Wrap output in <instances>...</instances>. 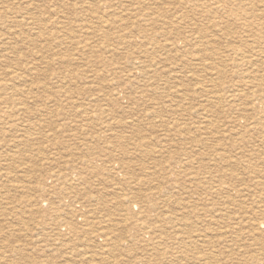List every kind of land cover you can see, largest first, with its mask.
Masks as SVG:
<instances>
[{"label": "rangeland", "instance_id": "1", "mask_svg": "<svg viewBox=\"0 0 264 264\" xmlns=\"http://www.w3.org/2000/svg\"><path fill=\"white\" fill-rule=\"evenodd\" d=\"M70 1L0 0V56L17 57L10 44L27 57L44 48V88L33 76L19 84L29 89L24 108H43L36 121L49 126L40 153L32 143L5 159L10 146L0 147V264H264V228L246 226L249 216L263 219L251 216L253 205L264 209V65L256 60L264 51L254 31L232 18L229 32L210 24L203 37L189 29L191 14L170 7L182 0ZM5 67L0 60V74ZM118 89L117 102L107 98ZM190 157L193 169L212 173L191 177L199 192L186 190ZM30 161L43 171L28 170Z\"/></svg>", "mask_w": 264, "mask_h": 264}, {"label": "bare ground", "instance_id": "2", "mask_svg": "<svg viewBox=\"0 0 264 264\" xmlns=\"http://www.w3.org/2000/svg\"><path fill=\"white\" fill-rule=\"evenodd\" d=\"M67 1H70V0H67ZM71 2V1H70ZM74 2V1H72ZM79 2V1H78ZM62 3V2H61ZM65 3V2H64ZM81 3V2H80ZM106 3H109V2H106ZM142 3V2H141ZM152 3V2H151ZM160 3V1H159ZM59 4V3H58ZM68 4V3H67ZM83 4V3H82ZM177 3H172V5L170 7H174L176 9V11H182L183 14L186 16V18H188L189 14L192 15L193 19H190V22H188V24L190 25L191 28H189L191 31L195 32V33H198L200 35H202L203 37L207 36L211 30L210 28V24L213 26L212 28H216L218 26V28H221V30H227L228 29V32L231 30L229 28H232L234 26H236V22H234L232 20V18H235L236 20H243L244 22V28L250 30V33H252L254 31V34L255 35V39L257 40L255 43L256 44H261L263 45V48H261L263 51H264V0H182V1H179L178 5H176ZM153 5V4H152ZM175 5V6H174ZM53 6V5H52ZM59 6V5H58ZM84 6V5H83ZM123 6V5H122ZM155 6V5H154ZM224 6V7H223ZM230 6V7H229ZM54 7V6H53ZM63 7V6H62ZM152 7V6H150ZM157 7V6H156ZM165 7V6H164ZM169 7V6H168ZM222 7L223 9L225 10H222ZM64 8V7H63ZM84 8V7H83ZM124 8V6H123ZM142 8V7H141ZM155 8V7H154ZM159 8V7H158ZM226 8V9H225ZM93 9V8H92ZM127 9V8H126ZM130 9V8H129ZM127 9V10H129ZM136 9H139V6L136 8ZM135 9V10H136ZM144 9V8H143ZM157 9V8H156ZM155 9V10H156ZM173 9V8H172ZM53 10H55L53 8ZM91 10V8H90ZM133 10V9H132ZM154 10V11H155ZM159 10V9H158ZM163 10L162 8H160L159 11ZM168 10V9H167ZM58 11V10H57ZM92 11V10H91ZM125 11V10H124ZM131 11V10H130ZM140 10L136 11V12H139ZM145 11V9L143 10ZM170 11V10H169ZM89 12V11H87ZM96 12V11H95ZM121 12V11H120ZM147 12V11H146ZM9 13V11H8ZM11 13V12H10ZM53 13V12H52ZM94 13V12H93ZM2 14V13H1ZM6 14V13H5ZM148 14V13H147ZM150 14V13H149ZM152 14V13H151ZM150 14V16H151ZM155 14V13H154ZM158 14V13H157ZM5 16V15H4ZM9 16V15H8ZM98 16V15H97ZM106 16V15H105ZM169 16V15H168ZM165 17V15H164ZM59 18V17H58ZM65 18V17H64ZM86 18V17H85ZM103 18V17H102ZM101 17L99 18V21L102 19ZM159 18V17H158ZM166 18V17H165ZM222 18H224L223 20H221ZM90 19V18H89ZM97 19V17H96ZM104 19V18H103ZM161 19V18H160ZM198 19H201L203 20V22L205 23H197V21H199ZM3 20V19H2ZM62 20V19H61ZM91 20V19H90ZM94 20V19H93ZM67 21V20H66ZM103 21V20H102ZM105 21V20H104ZM103 21V23H104ZM68 22V21H67ZM238 22V21H237ZM87 23V22H86ZM85 23V24H86ZM107 23V22H105ZM104 23V24H105ZM171 23V22H170ZM239 23V22H238ZM89 24V23H88ZM242 24V23H240ZM57 25V24H55ZM30 26V24H29ZM60 26V25H59ZM90 26V25H89ZM100 26V25H99ZM168 26V25H167ZM187 26V25H186ZM27 27V26H26ZM92 27V26H91ZM42 28V27H41ZM86 28V27H85ZM94 28V27H93ZM162 28V27H161ZM239 28V26H238ZM91 29V28H90ZM108 29V28H107ZM164 29V28H163ZM254 29V30H253ZM86 30V29H85ZM93 30V29H92ZM161 30V29H160ZM169 30V29H168ZM224 30V32H225ZM95 31V30H94ZM173 33H175L176 37H180V28L178 26H175L174 29H172ZM158 32V31H157ZM163 32V31H162ZM223 32V33H224ZM12 33V32H11ZM10 33V34H11ZM92 33V32H91ZM70 34V33H69ZM96 34V32H95ZM194 34V33H193ZM19 34H15V35H10V36H16ZM150 35V34H149ZM166 35V34H165ZM245 35V34H244ZM252 35V34H251ZM63 36V35H62ZM151 36V35H150ZM158 36V35H157ZM201 36V37H202ZM145 37V36H144ZM147 37V36H146ZM3 38V37H2ZM23 38V37H21ZM62 38V37H61ZM155 38H156V35H155ZM43 39V38H42ZM64 39V38H63ZM151 39V38H150ZM246 39V38H245ZM262 39V41H260ZM9 40V39H8ZM6 39V41H8ZM131 40V39H130ZM170 40V39H169ZM178 39L175 38L174 40V43H172L170 46L171 47H175L177 44L175 41H177ZM211 40V39H210ZM14 41V40H12ZM11 41V42H12ZM85 41V40H84ZM165 41V40H164ZM163 41V42H164ZM198 41V40H197ZM254 40L250 41V42H253ZM4 42V41H3ZM245 42V41H244ZM16 43V42H15ZM32 44L34 45H37L36 42L34 41H31ZM127 43V42H126ZM238 43V42H237ZM248 43V42H247ZM6 44V43H5ZM9 44V43H7ZM90 44V43H89ZM129 44V43H128ZM240 44V43H239ZM3 45V44H2ZM33 45V46H34ZM240 45H243V44H240ZM4 46V45H3ZM9 46V45H8ZM7 46V47H8ZM144 46V45H143ZM239 46V45H238ZM177 47V46H176ZM208 46H206L207 48ZM241 47V46H240ZM244 48V46H242ZM249 47V46H248ZM11 50H13L14 53H16V56L13 61H12V58H9V57H5L4 55H1L0 56V60L1 62H5V64H7V70H6V67L4 68L5 69V72H1L0 74V147L1 146H5L8 147L10 146L4 153H1L3 155H1V157H4L6 159V157H8L9 159H19V156L20 154L18 152H15L14 150L16 149H26L28 148L32 143L35 144L34 147H36L38 150H39V153H40V140H44L46 138V128H49V126L46 124V122L44 120H37L38 118L40 117H45V114H44V111H43V108H39L40 110L36 111L34 113V115L32 114V112H30L29 109H27L26 107L24 108V94L27 93L26 91L29 89H27L26 91H22V88L20 87V82L22 79H25L26 77L28 76H33V78L36 80L35 83L37 84L38 87H41V89H43V80L45 78V72L43 69L44 68V65L47 64V61H46V58H45V54H44V48L43 46L41 45L39 47V49L36 51L35 54L27 57L25 56V54H22L20 53L21 51H19L16 47V44H10V47H9ZM87 48V47H86ZM148 49V48H147ZM146 51V49H144ZM258 50V49H257ZM6 51V49H5ZM140 51V50H139ZM234 52V50H232ZM241 51V50H240ZM252 51V50H251ZM259 51V50H258ZM257 51V52H258ZM156 52V51H155ZM141 53V52H139ZM154 53V52H153ZM6 54V53H5ZM234 54V53H233ZM243 54L245 55V53H242V56ZM28 55V54H27ZM236 55V53H235ZM262 55V53L260 54ZM143 56V55H141ZM150 56V55H149ZM212 56V55H211ZM216 56V55H214ZM218 56V55H217ZM216 56V57H217ZM246 56V55H245ZM147 57V56H146ZM210 57V56H209ZM237 57V56H236ZM244 57V56H243ZM256 56H254L255 58ZM259 57V56H258ZM31 58L32 60L30 61L29 60V63L30 64H33V65H29V63L27 62V59ZM160 58V57H159ZM232 58V57H231ZM238 58H241L242 57H238ZM236 58V59H238ZM247 58V57H246ZM254 58L252 59L253 62H254ZM139 59V58H138ZM245 59V58H244ZM248 59V58H247ZM246 59V60H247ZM251 59V58H250ZM258 59L259 62H261L263 65H264V56H260L259 58H256V60ZM63 60V59H62ZM66 60V59H64ZM136 60V59H135ZM134 60V61H135ZM234 60V59H233ZM59 61V60H58ZM152 61V60H151ZM257 61V62H258ZM27 62V63H25ZM33 62V63H32ZM128 62V61H127ZM126 62V64H127ZM133 62V61H132ZM191 62V60H190ZM193 62V61H192ZM228 62V61H227ZM242 62V61H241ZM256 62V63H257ZM57 63V62H56ZM141 65L143 64L142 61L139 62ZM155 63V62H154ZM170 63V61H169ZM236 63V62H235ZM255 63V64H256ZM61 64V63H60ZM156 64V63H155ZM190 64V63H189ZM241 64V63H240ZM254 64V63H253ZM144 65L143 64L141 66V68H144ZM158 65V64H157ZM160 65V64H159ZM196 65V64H195ZM139 66V65H138ZM262 66V65H261ZM137 67V66H136ZM156 67V66H155ZM263 67V66H262ZM133 68V66H132ZM179 67H177L178 69ZM1 69V68H0ZM135 69V68H134ZM140 69V67H139ZM155 69V68H154ZM161 69V67H160ZM159 69V70H160ZM114 70V69H113ZM137 70V69H136ZM156 70V69H155ZM264 70V69H263ZM8 71V72H7ZM118 71V70H117ZM116 71V72H117ZM120 71V70H119ZM135 71V70H134ZM144 71V70H143ZM157 71V70H156ZM168 71V70H167ZM178 70H176L177 72ZM112 72L114 71H111V74ZM172 72V71H171ZM120 74V72H118ZM159 72H157L156 74H158ZM178 73V72H177ZM176 73V74H177ZM109 74V73H108ZM163 74V73H162ZM237 76V75H236ZM246 76V75H245ZM249 76V75H247ZM25 77V78H24ZM173 77V76H172ZM171 77V78H172ZM245 78V77H243ZM249 78V77H247ZM254 78V77H253ZM96 79V78H95ZM250 79V78H249ZM252 79V78H251ZM33 80V79H32ZM66 80V79H64ZM64 80H63V83H64ZM88 80V79H87ZM100 80V79H99ZM246 80V79H245ZM244 80V81H245ZM255 80V78H254ZM17 81V82H16ZM62 81V79H61ZM56 83V82H55ZM241 84V83H240ZM237 85V84H235ZM239 85V84H238ZM243 85V84H241ZM251 86V85H250ZM112 87V86H110ZM216 87V85H215ZM233 87V86H232ZM243 87V86H242ZM260 87V86H259ZM233 88H236V87H233ZM232 88V89H233ZM241 88V87H240ZM203 89V87H202ZM239 89V88H238ZM33 90V89H32ZM230 90V89H229ZM237 90V89H236ZM115 92H110V93H107L106 96L107 98L111 99V101L114 100V102H117L119 100V96H121L120 94V91L121 90H114ZM43 92V91H42ZM122 92V91H121ZM176 92V91H175ZM236 92V91H235ZM262 92V91H261ZM46 93V92H45ZM125 93V92H124ZM174 93V91H173ZM251 93V92H250ZM253 93V92H252ZM100 94V92H99ZM178 94V93H177ZM180 94V93H179ZM264 94V93H262ZM261 94V95H262ZM104 95V94H103ZM127 95V94H126ZM249 95V94H247ZM252 95V94H251ZM101 96V95H99ZM264 96V95H262ZM123 97V96H122ZM47 98V97H46ZM220 98V97H219ZM247 98V97H245ZM264 98V97H263ZM255 99V98H254ZM251 100H252V97H251ZM256 100V99H255ZM232 103V102H231ZM36 104V103H35ZM48 104V103H47ZM154 104V103H153ZM23 105V109L20 108L21 106ZM46 107V105H45ZM103 107V106H101ZM260 110H262V108L259 106L257 107ZM90 109V108H89ZM241 109V107H240ZM107 110V109H106ZM203 110V109H201ZM49 111V109H48ZM204 111V110H203ZM202 111V112H203ZM50 112V111H49ZM84 112V111H83ZM108 112V111H107ZM112 112V111H111ZM120 112V111H119ZM238 112V111H237ZM240 112V110H239ZM51 113V112H50ZM93 113V112H92ZM114 113V112H113ZM52 114V113H51ZM83 114V113H82ZM89 114V113H88ZM91 114V113H90ZM205 114V113H204ZM26 117V118H23V117ZM91 116V115H89ZM182 116V115H180ZM185 116V115H184ZM28 118V119H27ZM145 118V117H144ZM184 118V117H182ZM181 118V119H182ZM203 118V117H202ZM208 119V118H207ZM206 119V120H207ZM35 120V121H33ZM242 122V121H241ZM260 124V123H259ZM61 126H65L64 124H61ZM247 127V126H246ZM122 129V128H120ZM246 129V128H245ZM48 133V132H47ZM168 134V133H166ZM172 134V133H171ZM240 133H238L239 135ZM7 136H10L12 139L11 140H6ZM237 136V135H236ZM32 137H35V139H32ZM171 137V136H169ZM97 138V137H96ZM163 138V137H162ZM47 140V139H46ZM138 140H140V136L138 137ZM136 140V141H138ZM165 140V139H164ZM33 141H36L33 142ZM174 140H171V143H173ZM12 142V145L9 144ZM127 143V141H124V145ZM140 143H148V142H140ZM123 145V146H124ZM169 145V144H168ZM172 144H170L171 146ZM43 146V145H42ZM110 146V145H109ZM113 146V145H112ZM138 146H145V144H139ZM33 147V146H32ZM30 146V148H32ZM167 145L165 144L164 147H162V149L166 148ZM13 148V149H12ZM104 148V147H103ZM169 148V146H168ZM193 148V147H192ZM192 148H188L186 147L185 150L188 152L189 150H191ZM29 149V148H28ZM58 149V148H57ZM157 149H161V148H157ZM21 150L19 152H21ZM31 150V149H30ZM107 150V149H106ZM165 150V149H164ZM253 150V149H252ZM37 151V150H36ZM35 151V152H36ZM43 151V150H42ZM209 151V149H208ZM12 152L14 154H12ZM34 152V151H33ZM49 152V151H48ZM58 152V150H57ZM18 153V154H17ZM56 153V151H55ZM142 154V153H141ZM44 155V154H43ZM204 154H198V155H191V157H194L196 162H198V164H206L207 163H204V157H203ZM258 155V154H257ZM39 156V155H38ZM188 158L186 160H189L187 164H184L182 163L184 166H185V171H186V174L187 176H189L190 178L191 177H194L195 179L199 176H203L205 174H210L212 175V173H208V172H205V173H202L200 172V170H195L193 169L190 164L192 163L190 160L191 159ZM259 157V156H258ZM261 158V157H260ZM259 158V159H260ZM108 160V159H106ZM26 165L29 164V159L26 160ZM35 161V160H34ZM103 161V159H102ZM116 161V160H115ZM238 161V160H237ZM10 162V161H9ZM22 162V161H21ZM43 162V161H42ZM109 162V161H108ZM181 161H176V163H179ZM195 162V163H196ZM263 162V160H262ZM14 163V162H13ZM44 163V162H43ZM106 163V162H105ZM217 163H220V162H217L216 160V163H214L215 165ZM239 163V162H238ZM25 164V163H24ZM32 164V161H30V165L28 166V170H31V172L35 171H40L41 169L39 167L35 168V170L33 169H30V166ZM264 164V163H263ZM15 165V164H13ZM41 165V164H40ZM103 165V164H102ZM232 165V164H231ZM240 164H238L239 166ZM11 166V165H10ZM24 166V165H23ZM208 166V165H207ZM237 166V165H235ZM24 168V167H22ZM111 170L116 172L117 175H123L122 174V170L121 168H119V165H114V166H110ZM109 168V169H110ZM174 169V168H173ZM218 169V168H217ZM4 170V169H3ZM14 170V169H13ZM23 170V169H22ZM180 170V169H179ZM43 171V168L42 170ZM80 171V170H79ZM2 172V171H1ZM30 171L29 172H26L28 174L31 173ZM74 172V171H73ZM129 172V171H128ZM132 172V171H131ZM130 172V173H131ZM3 173V172H2ZM69 173V172H68ZM136 173V171H135ZM178 173V172H177ZM185 173V172H184ZM9 175V174H8ZM54 175V174H53ZM62 175V174H61ZM78 175V174H76ZM249 175V174H247ZM27 176V175H25ZM59 176V175H58ZM63 176V175H62ZM131 176V174L129 175V177ZM7 177V176H6ZM228 177V176H227ZM236 177V175H235ZM248 177V176H246ZM29 178V177H27ZM38 178V177H36ZM58 178V177H57ZM140 178V177H139ZM217 178V177H216ZM233 178V177H232ZM237 178V177H236ZM61 179H63L61 177ZM68 179V178H67ZM235 179V178H234ZM243 179V177H242ZM29 180V179H28ZM60 180V179H59ZM64 180V179H63ZM77 180V179H76ZM233 180V179H232ZM236 180V179H235ZM27 181V179H26ZM73 181V180H72ZM71 181V182H72ZM75 181V180H74ZM73 181V182H74ZM126 181V180H125ZM194 181V180H193ZM81 182V181H80ZM191 184H190V187L191 189H186L188 190L189 192L191 191H197L199 192V189H201L200 185L201 183L199 184H196L195 182H192V178H191ZM31 183V182H30ZM60 183V182H59ZM83 183V182H82ZM81 183V184H82ZM264 183V182H263ZM44 184V183H43ZM39 185V184H38ZM51 185V184H49ZM161 185V184H160ZM176 185V184H175ZM17 186V185H15ZM1 187V186H0ZM44 187V186H43ZM160 187V186H159ZM158 187V189H159ZM5 188V187H4ZM7 189V188H6ZM23 189L27 190V191H37L38 189V186L37 185H34V186H29V187H24ZM50 189V188H49ZM123 189V188H121ZM161 189V187H160ZM8 190V189H7ZM43 188H42V184H41V188L39 191H42ZM120 190V189H119ZM208 192H210L209 190H212V188L210 187L209 189H207ZM224 190L222 184L220 183V186L219 184L217 185V194H220L222 191ZM236 190V189H235ZM237 191V190H236ZM4 192V191H3ZM62 192V191H61ZM127 192V191H126ZM254 192V191H252ZM118 193V192H117ZM171 193V192H170ZM196 193V192H195ZM186 194V193H184ZM238 194H240V191H238ZM167 195V194H166ZM222 195V194H221ZM226 195V194H225ZM41 196V195H40ZM134 196V195H133ZM207 197V196H206ZM68 198V197H67ZM97 198V197H96ZM158 198V197H157ZM263 198V197H262ZM261 198V200H262ZM54 199V198H53ZM70 199V198H69ZM92 199L94 200V198L92 197ZM136 199V198H135ZM167 199V198H165ZM169 199V198H168ZM215 199V198H214ZM257 199V197H256ZM56 200V199H55ZM65 200V199H64ZM72 200V199H71ZM96 200V199H95ZM101 200V199H100ZM171 200V199H170ZM47 201V200H46ZM50 202V201H49ZM167 202V201H166ZM262 202V201H261ZM174 203V202H173ZM44 204V202L42 203ZM46 204V203H45ZM74 205V204H73ZM93 205V204H92ZM216 205V204H215ZM221 205V204H220ZM224 205V204H223ZM229 205V204H228ZM260 204H257V209L255 207V205H253L251 207V210H250V213H251V216L252 214H261L260 217H263V219L258 220L257 221L253 218H251L249 216V221L246 223V226H249V227H253L255 231H259L260 229L264 228V209H261L263 208L261 205L259 206ZM29 207V205H27ZM45 206V205H44ZM95 206V205H94ZM226 206V205H225ZM205 207V206H204ZM218 208V206H217ZM228 209V208H227ZM47 210V208H46ZM49 210V209H48ZM80 210H82V207H80ZM95 210V209H94ZM85 211V210H84ZM92 211V210H90ZM133 211V210H132ZM132 211H130L129 213H131ZM141 211V210H140ZM225 211V210H223ZM90 213V212H89ZM100 213V212H99ZM92 214V213H91ZM90 214V215H91ZM134 214V213H133ZM167 214V212H166ZM160 215V214H159ZM229 215V214H228ZM68 216V215H67ZM126 216V215H125ZM157 216V215H156ZM184 216V215H183ZM199 217V216H198ZM209 217V216H208ZM169 218V217H168ZM172 218V217H171ZM176 218V217H175ZM52 219V218H51ZM83 219V218H82ZM125 219V218H124ZM217 219V218H216ZM237 219V218H236ZM239 219V218H238ZM79 220V219H78ZM92 220V219H91ZM114 221V220H113ZM126 221V220H125ZM124 221V222H125ZM164 221V219L162 220H157L156 222L157 223H161ZM177 221V220H176ZM254 221V222H253ZM123 222V220H122ZM127 222V221H126ZM81 223V222H80ZM116 224V223H115ZM124 225V224H123ZM169 225V224H168ZM240 224H238L239 226ZM50 226V225H49ZM78 226V225H77ZM101 226V225H100ZM113 227V225H111ZM110 226V227H111ZM117 226V225H116ZM233 226V225H232ZM84 227V226H82ZM91 227V226H90ZM118 227V226H117ZM177 227V225L175 226V228ZM73 228V227H70V229ZM94 228V227H93ZM91 228V229H93ZM149 227H147L146 229H148ZM48 229V228H47ZM63 229V228H62ZM74 230V229H73ZM97 230V229H96ZM157 230V229H156ZM163 230V229H162ZM56 231V230H55ZM87 231V230H86ZM88 232V231H87ZM172 232V231H171ZM223 232V231H222ZM225 232V230H224ZM90 233V232H89ZM142 233V232H140ZM154 233V232H153ZM94 234V233H93ZM225 234V233H224ZM228 235V234H227ZM113 236V234H112ZM213 236V235H212ZM254 236V235H253ZM38 238V237H37ZM59 238V237H58ZM207 238V237H206ZM235 238V237H234ZM58 240V239H57ZM110 240V238H109ZM162 240V239H161ZM65 241V240H64ZM189 241V240H188ZM212 241V240H211ZM55 243H60L58 241H54ZM62 242V241H61ZM68 242V241H67ZM124 242V241H123ZM192 242V241H191ZM112 243V242H111ZM63 244V242H62ZM106 244V243H105ZM124 244V243H123ZM58 245V244H56ZM61 245V244H59ZM67 245V243H66ZM125 245H127V243H125ZM146 245V244H145ZM177 245V244H176ZM49 246V245H48ZM112 246V245H110ZM53 247H55V244L53 245ZM78 247V246H77ZM113 247V246H112ZM49 248V247H48ZM59 248V247H58ZM57 248V250H58ZM181 248V247H180ZM95 249V248H94ZM104 249V248H103ZM115 249V248H114ZM50 250V249H48ZM106 250V249H105ZM109 251V250H108ZM116 251H119L118 249H116ZM115 251V252H116ZM84 252V251H83ZM110 252V251H109ZM114 252V251H113ZM127 252V251H126ZM144 252V251H143ZM150 252V251H149ZM162 252V251H161ZM160 252V253H161ZM157 253V252H155ZM74 254V253H73ZM112 254V253H111ZM146 254V253H144ZM158 254V253H157ZM128 255V254H126ZM135 255V254H134ZM169 255H171V253H169ZM87 256V255H85ZM118 256V255H117ZM121 256V255H120ZM137 256V255H136ZM148 256V255H147ZM88 257V256H87ZM109 257V256H108ZM134 257V256H133ZM216 257V256H215ZM219 257V256H218ZM216 257V258H218ZM116 258V257H115ZM135 258V257H134ZM143 258V257H142ZM145 258V257H144ZM143 258V259H144ZM179 258V257H178ZM206 258V257H205ZM204 258V259H205ZM78 259V258H77ZM108 259V258H107ZM139 259V258H137ZM177 259V258H176ZM203 259V260H204ZM208 259V258H206ZM211 259V257L209 258ZM109 260V259H108ZM112 260V259H110ZM168 260V259H167ZM152 261V260H151ZM206 261V260H205ZM216 261V259H215ZM80 262V261H79ZM153 262V261H152ZM167 262V261H166ZM202 262V260L200 261ZM81 263V262H80ZM112 263V262H111ZM110 263V264H111ZM204 263V262H202ZM205 263H208V262H205ZM210 263V262H209ZM208 263V264H209ZM220 263V262H219ZM113 264V263H112ZM181 264V263H180ZM221 264V263H220Z\"/></svg>", "mask_w": 264, "mask_h": 264}]
</instances>
